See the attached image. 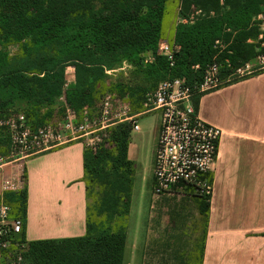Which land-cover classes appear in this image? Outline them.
I'll return each instance as SVG.
<instances>
[{"label":"trees","instance_id":"trees-1","mask_svg":"<svg viewBox=\"0 0 264 264\" xmlns=\"http://www.w3.org/2000/svg\"><path fill=\"white\" fill-rule=\"evenodd\" d=\"M83 1L90 5L88 13L74 16L83 10L79 0H0V117L23 113L32 128H39L64 115L67 107L78 114L93 110L108 82L120 96L134 100L139 113L146 95L162 82L201 80L217 53L216 41L225 45L221 60L233 68L264 54V48L248 42L260 35L255 19L264 13V0H184L171 43L176 49L173 67L159 53L168 0H98L97 5ZM197 12L201 13L195 16ZM12 46L19 47V62L8 51ZM69 64L76 80L73 88L65 89ZM17 103L26 108H15ZM131 132L130 123L113 128V153L105 146L85 150L88 208L83 237L28 243L26 187L4 194L14 217L23 222L18 240L27 244L24 264H124L126 230L112 224L131 209ZM2 147L6 149L4 141ZM209 179L213 183L212 175ZM197 199L207 218L211 196ZM204 244L203 238L200 263Z\"/></svg>","mask_w":264,"mask_h":264},{"label":"crops","instance_id":"crops-1","mask_svg":"<svg viewBox=\"0 0 264 264\" xmlns=\"http://www.w3.org/2000/svg\"><path fill=\"white\" fill-rule=\"evenodd\" d=\"M197 114L222 131L210 209L204 218V253L199 264H264V72L205 95L198 102ZM158 137L159 133L152 150H148L146 162V147L134 142L137 150L132 158L130 144L134 181L129 218L137 205V189L146 184L153 192ZM85 150L84 143L78 141L35 155L19 165L25 174L27 191L24 235L28 243L86 235ZM192 199L200 206L199 199ZM173 228L174 225L169 228L171 233ZM169 229L164 233L166 239L171 237ZM125 230L124 264H145L149 231L139 235L138 247H131L130 227L125 226ZM166 241L164 246L162 241L158 244L162 255H176L177 248Z\"/></svg>","mask_w":264,"mask_h":264},{"label":"built area","instance_id":"built-area-1","mask_svg":"<svg viewBox=\"0 0 264 264\" xmlns=\"http://www.w3.org/2000/svg\"><path fill=\"white\" fill-rule=\"evenodd\" d=\"M200 13L197 12V16ZM191 21H194V17ZM255 22L260 35L257 40L248 42L264 48V13ZM215 50L217 53L213 62L205 70L201 80L189 84L186 78L168 79L154 92L146 95L142 111L131 113L128 108H123L119 119L111 125L92 122L88 111L78 115L71 107L66 108L59 123H48L39 128H32L23 113L1 116L0 141L6 143L8 157L1 153L0 148V171L15 164L16 175L7 180L2 179L1 184L0 264H24L23 254L27 250V244L18 240L23 231V222L14 217L12 206L3 197L5 193L22 190L24 179L19 165L35 155L78 141L83 142L86 149L97 151L107 137L104 134L107 128L130 123L132 132H139L138 118L144 114H161L153 171V194L157 197L211 196L213 183L209 176L214 172L222 131L198 116L196 100L264 72L263 53L257 55L254 64L246 62L233 68L228 60H221V54L225 51V45L221 41H216ZM175 52L173 44L166 41L160 44L159 53L171 67L175 65ZM72 71L71 80H66L65 89H69L71 81L75 85V70ZM60 102H64L63 97ZM111 106L110 98L107 97L102 112L104 119L111 115ZM9 159L11 162L8 163Z\"/></svg>","mask_w":264,"mask_h":264},{"label":"rangeland","instance_id":"rangeland-1","mask_svg":"<svg viewBox=\"0 0 264 264\" xmlns=\"http://www.w3.org/2000/svg\"><path fill=\"white\" fill-rule=\"evenodd\" d=\"M81 2L80 8L83 10H79L78 13H74V16H84V14L88 13V7L90 5L85 3L83 0H79ZM89 3L97 5L98 0H87ZM125 1V0H120ZM184 0H168L166 4V12L164 16V25H163V40L169 42L173 38V34L176 26L179 22V12L181 7H184ZM185 8V7H184ZM192 13V10L190 11ZM197 16V13L195 14ZM11 56H13V60L15 62H19L21 58L19 54V47L12 46L8 49ZM254 64L255 58L251 61ZM35 65V64H33ZM68 68V69H67ZM32 69H36V67H32ZM72 69L75 70L73 65L69 64L66 67L68 75L66 76L68 80L70 76H72ZM67 82V81H66ZM74 83L71 81V85L73 87ZM104 93L98 104L95 106L93 110H87L90 114V120L96 123L105 122V126L111 125L119 119L120 111H123V108H128V111L131 113H135L137 105L134 100L130 99L128 96H120L118 92L115 90L114 85L111 82H108L103 86ZM109 97L110 102L112 104L110 112L111 115L104 119L103 118V107L105 99ZM24 104L17 103L14 107L17 109L26 108L23 106ZM143 110V106L141 110L136 112H140ZM77 113V112H76ZM84 113V112H83ZM83 113H77L78 115H82ZM63 114L61 116H57L54 118L52 124L59 123L63 119ZM103 118V119H102ZM159 123H161V114L160 112H153L150 114L142 115L138 119V124L140 125L141 132L139 133H131L130 136V144L133 154L130 153V156L134 158V154L136 153L137 147L134 142L141 143L146 147L145 153H143V159L146 162V159L149 158L148 150L151 151L154 143L156 141L157 135L159 133ZM116 127V126H115ZM114 127L107 128L104 131V134L107 136L104 139L103 146L108 148L110 152H114L115 144L111 142L110 136L111 131ZM133 141V143H132ZM102 146V147H103ZM101 147V148H102ZM1 153L4 156L8 157V151L4 147L1 148ZM133 162V160L130 158ZM8 163L11 162L9 159ZM15 164H11L6 166L2 171H0V188L2 184V179H10L16 175V168H14ZM134 170V169H133ZM23 174V173H22ZM213 176V173H212ZM131 177V175H130ZM129 177V178H130ZM134 181V179L131 177ZM135 193L134 201L136 202V208L134 210L133 216L129 218L121 217L117 218V220L112 224V228H124L125 226L130 227V246L138 247L139 235L141 233L149 231V237L147 242V249L145 264H183V260L188 264H199L200 263V247L203 242V234L205 232V219L200 212V206H198L196 201L192 198H181L177 196H162L159 197L158 200L153 192L152 187L149 185L142 186L141 189ZM138 196V197H137ZM93 198H96L93 197ZM93 201V200H92ZM200 212V213H199ZM128 218V219H127ZM144 218V222H143ZM103 224L109 227L103 219ZM174 225L173 233H171V228ZM169 229V237L166 239V235H164L165 231ZM148 236V234H147ZM174 236V237H172ZM166 240H169L166 241ZM162 241V244L160 243ZM171 246H175L177 249V254L173 256H169L168 254L162 255L160 248L164 246V243ZM134 244V246H133ZM151 252H154L152 255ZM134 261V260H133ZM185 263V264H186Z\"/></svg>","mask_w":264,"mask_h":264}]
</instances>
